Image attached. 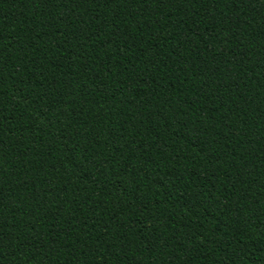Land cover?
I'll list each match as a JSON object with an SVG mask.
<instances>
[{"label":"trees","instance_id":"trees-1","mask_svg":"<svg viewBox=\"0 0 264 264\" xmlns=\"http://www.w3.org/2000/svg\"><path fill=\"white\" fill-rule=\"evenodd\" d=\"M0 264H264V0H0Z\"/></svg>","mask_w":264,"mask_h":264}]
</instances>
